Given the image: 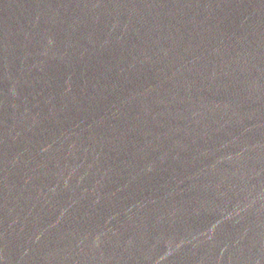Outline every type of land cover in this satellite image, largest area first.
<instances>
[{
	"label": "water",
	"instance_id": "obj_1",
	"mask_svg": "<svg viewBox=\"0 0 264 264\" xmlns=\"http://www.w3.org/2000/svg\"><path fill=\"white\" fill-rule=\"evenodd\" d=\"M0 264H264V0H0Z\"/></svg>",
	"mask_w": 264,
	"mask_h": 264
}]
</instances>
